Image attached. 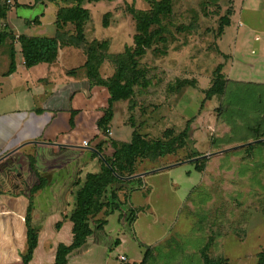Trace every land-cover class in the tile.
Listing matches in <instances>:
<instances>
[{
    "label": "rangeland",
    "instance_id": "rangeland-1",
    "mask_svg": "<svg viewBox=\"0 0 264 264\" xmlns=\"http://www.w3.org/2000/svg\"><path fill=\"white\" fill-rule=\"evenodd\" d=\"M161 1L0 0V31L7 30L15 38H53L56 32L62 37L55 60L30 69L25 67L18 42L7 40L0 46V78H15L16 70L27 69L40 82H46L48 73L58 81H88L87 52L94 49L102 58L97 68L100 78L110 80L123 61L129 69L127 76L136 73L138 78L132 81V97L121 104L117 115L123 131L119 134L113 127L114 139L108 137L100 146L106 159L113 156V142L130 143L133 134H138L147 142L165 144L188 125L190 143L183 148L175 143V152L162 158L138 160L134 174L124 178L181 165L132 179L127 187L125 182L113 185L117 197L123 191L139 192L120 206L115 214L119 223L117 216L108 221L111 251L107 258L98 257L107 244L102 236L103 241L90 256L96 264H140L145 252L140 244L153 249L146 264H203L201 250L214 263L257 264L264 251V147L256 143L264 140V111L260 109L264 108V83L256 82H264V67L257 60L264 43V13L245 11L242 16V9L257 7L251 0H170V13L160 17L163 30L152 26L156 38L150 48L142 56H133L138 34L134 15L151 12L153 4ZM75 5L87 13L82 21V40L76 38L74 23L55 27L58 10ZM238 31L251 38L256 34L261 39L254 44L259 51L250 54L249 47H237ZM12 52L15 69L9 72ZM217 77L228 82L225 93L208 96ZM15 86L18 95L33 92L31 85ZM17 99L7 98L2 103L10 108L19 102ZM193 149L198 157H192ZM205 155L212 156L194 161L200 166L186 163ZM100 173L99 164L97 173L92 174ZM142 197H147L144 209L139 207ZM129 203L136 208L134 213H130ZM107 218L102 212L94 221ZM95 227L93 234L101 236L103 228ZM121 231L118 236L123 242L119 245L114 236ZM48 232L55 233L52 229ZM60 240L54 235L49 245ZM121 256L124 262L119 260Z\"/></svg>",
    "mask_w": 264,
    "mask_h": 264
},
{
    "label": "crops",
    "instance_id": "crops-1",
    "mask_svg": "<svg viewBox=\"0 0 264 264\" xmlns=\"http://www.w3.org/2000/svg\"><path fill=\"white\" fill-rule=\"evenodd\" d=\"M251 2L257 7L242 9V16L245 11L264 13V0ZM249 4L248 1L247 5ZM240 18L242 19L241 16ZM240 26L243 29L244 23H240ZM241 31H238L236 46L241 49L244 45L249 47L250 54L259 51L254 44L261 39L256 34L251 38ZM260 47L261 54H258L257 60L263 68L264 43ZM25 70H16L15 78H0V264H22V258L27 252V222L39 232L38 248L30 264H52L57 244H69L71 236L68 223H64L56 234H49L48 231L54 230L55 223L73 211L76 192L83 186L86 174L97 173L100 158L95 152L99 153L98 144L108 137L114 139L111 132L113 127L118 128L119 134L120 130L123 131L117 117L123 102L113 104V118L108 128L110 134L103 135L97 123L109 105L110 96L104 87L91 86L86 80L58 81L51 73L46 74V82H40L38 78L31 76L30 70ZM12 81L20 86L31 85L33 92L27 96L18 95L16 83ZM256 82L264 83L258 80ZM5 85L9 88L4 89ZM30 97L32 98L29 99ZM7 98H15L19 102L7 108L2 103ZM122 181L125 186L129 184L128 181ZM141 183L145 185L144 182ZM136 191L138 189L131 194H125L124 191L119 193L121 206L126 203L127 198L131 199L132 194H138L134 193ZM146 200L147 197H142V205L139 206H142L141 209L145 208ZM129 205L130 213H134L136 208L132 203ZM179 212L180 209L178 214ZM116 213L117 211L108 216L99 232L101 236L92 234L83 247L68 255L67 264L98 263L90 256L103 241L102 236L107 244L100 254L98 252V257L103 255L107 258L106 253L111 251L107 241L110 238L108 221L116 218ZM117 220L119 223L118 216ZM54 235L57 240H61L50 246L49 240ZM118 235H122V231L114 237L119 238ZM120 238L119 245H122L123 237ZM142 246L145 245H139Z\"/></svg>",
    "mask_w": 264,
    "mask_h": 264
},
{
    "label": "trees",
    "instance_id": "trees-1",
    "mask_svg": "<svg viewBox=\"0 0 264 264\" xmlns=\"http://www.w3.org/2000/svg\"><path fill=\"white\" fill-rule=\"evenodd\" d=\"M170 11V0H162L161 3L153 4V9L151 12L137 13L134 15L135 20L138 22V34L134 38L136 50L134 51L133 56H142L145 53V50L150 48L153 40L156 38V34L152 33L150 30L151 27L158 26L161 30H163L160 17L166 16L167 13H170ZM86 17V11L80 9L78 5L70 8L60 9L57 13L55 27L58 29L60 27V23H74L77 28L76 38L77 40H82V21ZM223 23L225 25H229V21L227 19H223ZM61 38L62 37L58 35L57 32L53 38L29 37L25 35H20L15 38L14 35L12 36L11 33H7L6 30L3 32L0 31V46L9 39L16 40L21 48V54L25 67L30 69L41 63L51 64L57 56L58 43ZM87 54L89 58L85 68L87 70L89 84L91 86L104 87L110 96L108 108L103 112L97 123L99 130H101L103 135H106L107 131L109 130V123L113 118V104L116 102L128 101L132 97V81H135L138 77L136 76V73L133 76H127L129 69L122 61L119 63L120 67L115 76L110 80H103L100 78L97 69L100 65V62L102 61L101 56H99L98 52L94 49L93 51L89 49ZM14 56V52H12L9 72H13L15 69ZM218 78L219 77L216 78L217 81L208 91V96L214 94L221 95L222 93L224 95L228 82H223L221 78ZM238 90L240 92V88ZM243 95L247 96L248 92H244ZM247 97L249 100H251L250 95ZM238 102L240 103V101ZM261 105L264 107L263 96ZM260 109L261 111H264V108ZM256 128H253L254 132L257 131ZM262 138H264V133L262 134ZM175 143H177L181 148L190 143V140L188 139V125L181 134L165 144L159 141L147 142L138 134H133L130 143L118 145L117 143L113 142L112 147L114 152L112 158L106 159L104 157L105 162L111 167L112 171L105 165L104 161L99 159L101 173L98 175H86L84 186H82L76 192L75 205L70 216H64L61 221L55 223L54 234L61 230V227L64 225V223H68L71 241L69 244L61 243L59 241L60 243H58L55 248V253L53 255L54 260L52 264H67L68 255L85 245L87 239L93 234V231L96 230V224L97 229L103 228V226L106 224V220L101 222L97 221V223L94 221V218L98 214L103 212L104 216L108 217L119 210L121 202H119L117 195L112 190V187L115 183L124 182L117 177L124 178L133 175L134 166L140 159L150 157L162 158L166 155L173 154L177 149V146L175 147ZM101 144L102 143L98 145L97 151L100 154H103L101 149L102 147H100ZM257 145L264 147V141L258 142ZM191 155L192 157L199 156L195 149L192 150ZM92 156L95 157V154H92ZM198 163L199 162H192L191 164L200 166ZM196 168L199 171H202L201 167ZM114 173L117 177L114 175ZM129 182L130 181L127 183ZM26 224L27 252L22 258V264H30L35 251L38 248L39 241L38 230L36 228H32L28 222ZM142 247L145 248V252L143 253V258L140 264H146L149 256L152 254L151 251L153 249L149 246ZM202 251L203 250H201L200 256L203 258V264H224L222 262L214 263L209 259L207 254ZM257 264H264V251L259 254Z\"/></svg>",
    "mask_w": 264,
    "mask_h": 264
},
{
    "label": "water",
    "instance_id": "water-1",
    "mask_svg": "<svg viewBox=\"0 0 264 264\" xmlns=\"http://www.w3.org/2000/svg\"><path fill=\"white\" fill-rule=\"evenodd\" d=\"M263 141H264V140H262V141H258V142H263ZM258 142H256V143H258ZM94 152H95V151H94ZM95 153H96V155H97L102 161H104L105 165H106V166L112 171L111 167L105 162L104 158H103L99 153H97V152H95ZM222 153H223V152H221V153H217V154H222ZM210 156H212V155H205V156H202V157H200V158H196V159L189 160V161H187L186 163H191V162L197 161V160H199V159L207 158V157H210ZM178 165H181V164H176V165L168 166V167H165V168H161V169L155 170V171L150 172V173H145V174L137 175V176H134V177H131V178H119V177H117V176L115 175V173H114V175H115L118 179H121V180H124V181H129V180H132V179H135V178L143 177V176H145V175H147V174H152V173L161 172V171H164V170H167V169H170V168L176 167V166H178Z\"/></svg>",
    "mask_w": 264,
    "mask_h": 264
},
{
    "label": "built area",
    "instance_id": "built-area-1",
    "mask_svg": "<svg viewBox=\"0 0 264 264\" xmlns=\"http://www.w3.org/2000/svg\"><path fill=\"white\" fill-rule=\"evenodd\" d=\"M107 134H110L109 131H107ZM119 260H120L121 262H124V261H125V258H124L123 256H121V257L119 258Z\"/></svg>",
    "mask_w": 264,
    "mask_h": 264
}]
</instances>
